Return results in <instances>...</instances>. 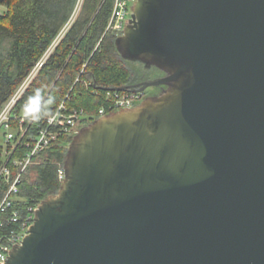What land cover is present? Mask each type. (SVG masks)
Returning a JSON list of instances; mask_svg holds the SVG:
<instances>
[{
  "label": "water",
  "instance_id": "95a60500",
  "mask_svg": "<svg viewBox=\"0 0 264 264\" xmlns=\"http://www.w3.org/2000/svg\"><path fill=\"white\" fill-rule=\"evenodd\" d=\"M116 47L163 93L80 130L5 264H264V0H137Z\"/></svg>",
  "mask_w": 264,
  "mask_h": 264
},
{
  "label": "trees",
  "instance_id": "16d2710c",
  "mask_svg": "<svg viewBox=\"0 0 264 264\" xmlns=\"http://www.w3.org/2000/svg\"><path fill=\"white\" fill-rule=\"evenodd\" d=\"M79 4L80 0H0V113L69 24ZM113 10L114 0L82 1L75 20L17 104L16 116L21 117L25 102L33 96L37 97L38 118H45L68 97L69 104L88 117L82 129L99 118L102 108L108 110L116 93L112 89L164 75L156 68L148 72L121 58L118 36L108 31ZM10 125L17 130L19 121L12 118ZM38 126L37 119L20 140L17 133L15 149L12 143L0 146V167L7 163L14 177L18 170L14 162L27 156V144L37 136ZM72 139L61 138L26 169L16 200L22 211L58 193L59 169ZM8 189L1 177L0 202ZM17 227L18 223L8 222L0 231L10 234Z\"/></svg>",
  "mask_w": 264,
  "mask_h": 264
},
{
  "label": "built area",
  "instance_id": "2783aa9c",
  "mask_svg": "<svg viewBox=\"0 0 264 264\" xmlns=\"http://www.w3.org/2000/svg\"><path fill=\"white\" fill-rule=\"evenodd\" d=\"M136 1L137 0H114V10L108 31L110 30L114 32L118 37L124 34V31L133 14V6ZM79 7L78 9H80ZM78 11L75 12L76 15H73L69 24L61 32L45 56L36 64L16 94L4 105V108L0 113V128L7 131L5 135L7 144L12 143V149L16 148L17 142L27 133L30 125L37 121V119L39 120L38 134L27 144V148L29 149L27 156L22 160H16L14 162V167L18 169L17 175L15 177L13 176L11 168L7 165V163L0 167V178H4L9 186L7 193L0 202V215L3 214V216H0V227H3V225L8 222L18 223L17 229L11 231L10 234H5L0 231V264L6 263L12 250L16 246L21 245L25 237L29 234V230L34 224L35 214L39 206L29 207L27 211L24 212L16 205L17 195L20 192L22 176L26 169L33 164V160L39 154L51 148L61 138H74L80 132V126L88 119L84 110L80 111V109H77L69 104L71 100L68 97L66 100L62 101L53 110V112L48 113L45 118H38L37 116V118L34 119H26L24 113L21 117L15 115L17 104L26 89L54 52L58 43L64 37L69 27L75 20ZM143 100L145 99L139 91L116 92L114 97L111 99L112 104L109 106L108 110L106 108H102L99 111V118L107 116L108 114H113L120 110L134 108L141 104ZM52 114L55 115V119L50 120L49 118ZM12 118L19 121V127L17 130H14L10 125V120ZM13 132L20 134L18 141L15 140L16 135H14ZM59 180L61 183L65 180L64 166H60Z\"/></svg>",
  "mask_w": 264,
  "mask_h": 264
},
{
  "label": "flooded vegetation",
  "instance_id": "af4514ba",
  "mask_svg": "<svg viewBox=\"0 0 264 264\" xmlns=\"http://www.w3.org/2000/svg\"><path fill=\"white\" fill-rule=\"evenodd\" d=\"M145 71H148V70L145 69ZM163 76L164 75H161V76L155 77V78H153L151 80H143L142 78L139 79V80H134V82L130 85V86L133 87L131 91L140 90L141 87H142V85H141L142 83L149 82V81H153V80L159 79V78H161ZM164 89H165V87H163V86L146 89L145 91L141 92L142 93V97L144 99H146L148 97H156V96H159L160 94L163 93Z\"/></svg>",
  "mask_w": 264,
  "mask_h": 264
},
{
  "label": "clouds",
  "instance_id": "9594fccd",
  "mask_svg": "<svg viewBox=\"0 0 264 264\" xmlns=\"http://www.w3.org/2000/svg\"><path fill=\"white\" fill-rule=\"evenodd\" d=\"M37 100V97L33 96L25 102L24 106V114L26 119H34L37 118L38 112H39V106L38 103L35 101ZM50 120L55 119V115L52 114V116L49 118Z\"/></svg>",
  "mask_w": 264,
  "mask_h": 264
},
{
  "label": "rangeland",
  "instance_id": "374dc122",
  "mask_svg": "<svg viewBox=\"0 0 264 264\" xmlns=\"http://www.w3.org/2000/svg\"><path fill=\"white\" fill-rule=\"evenodd\" d=\"M82 1L83 0H80V7L79 8H81V5H82ZM78 7H77V11L79 10L78 9ZM76 11V12H77ZM76 15V14H75ZM133 83V82H132ZM132 83H130L128 86H130ZM6 133H7V131H5L3 128H0V146H3V147H5L6 146V144H7V139H6ZM14 133V135H16V133L15 132H13Z\"/></svg>",
  "mask_w": 264,
  "mask_h": 264
}]
</instances>
